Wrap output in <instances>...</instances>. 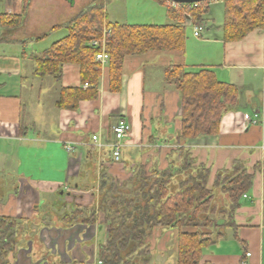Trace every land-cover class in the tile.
<instances>
[{
    "label": "crops",
    "instance_id": "crops-1",
    "mask_svg": "<svg viewBox=\"0 0 264 264\" xmlns=\"http://www.w3.org/2000/svg\"><path fill=\"white\" fill-rule=\"evenodd\" d=\"M120 1L128 9L151 4L160 15L156 6L160 5L153 0ZM5 2L0 0L1 14L22 15L17 29L0 33V217L19 222L6 264L100 262L99 251L108 239L103 220L69 227L60 222L75 207L96 206L101 196L94 174L113 165L109 149L97 153L90 137L98 135L105 143L112 136L111 127L125 120L131 132L121 153L122 163L134 169L139 165L146 170L168 168L173 161L170 151L178 147L174 141L180 101L175 90L165 85L163 73L168 66L186 68L190 64L206 66L218 81L236 86L238 100L223 115L217 136L191 140L184 147L196 164L209 170L208 188L219 172L235 162L254 176L234 215L233 240L224 229L221 238L204 251L200 264H264V30H255L238 42L224 43L221 34H210L207 27L206 37L194 38L202 45L197 55H192L194 49L191 51L186 39L182 52L127 57L119 93L108 91V64L99 66L98 98L80 102L78 110L71 112L59 110L55 104L62 88L81 86L79 68L63 65L59 80L39 78L33 74L34 63L29 56L42 52L36 46L63 30L54 28L66 25L80 13V1L29 0L24 7L20 0L19 13ZM219 3H210L207 14ZM120 24L139 25L129 20ZM254 119L256 124L251 122ZM66 145L73 151L66 152ZM142 147H146V154L152 153L145 162ZM132 178H114V182L128 183ZM216 198L226 200L220 194ZM149 238V264L154 260L166 264L163 258L167 250L154 249L161 245L148 243Z\"/></svg>",
    "mask_w": 264,
    "mask_h": 264
},
{
    "label": "trees",
    "instance_id": "trees-1",
    "mask_svg": "<svg viewBox=\"0 0 264 264\" xmlns=\"http://www.w3.org/2000/svg\"><path fill=\"white\" fill-rule=\"evenodd\" d=\"M28 1L23 0L24 7ZM153 1L164 7L170 24L108 23L102 7L90 6L66 25L54 28L65 29L64 38L29 56L34 63L33 74L39 78L59 80L63 65L79 68L81 86L62 88L55 104L57 109L76 112L80 102L98 98L101 72L95 56L101 49L91 43L101 39L103 24L110 29L105 46L110 93L121 90L125 58L149 52H182L187 39L186 16L191 25L205 24L212 2L223 3L224 43L238 42L255 30H264V0H208L190 6ZM21 21L22 15L1 14L0 33L19 27ZM163 75L165 85L175 90L180 101L179 130L174 141L178 147L170 151L173 161L168 168L150 169L147 173L139 168L128 194L116 193L111 189L113 183L106 187L108 181L103 175L100 189L106 187L108 192H103L98 207H75L60 218L66 227L77 223L91 225L96 222L98 211L103 214L108 239L99 251L101 264H135L139 259L142 264H149L146 240L154 228L177 230L176 264H200L204 251L221 238L225 228L235 230V212L252 187L253 174L235 162L230 169L219 172L208 188L209 170L196 164L184 147L188 141L219 134L223 115L237 103V87L218 81L211 69L202 66L193 71L181 65L168 66ZM85 84L87 88H83ZM217 194L226 199L220 210L213 205ZM219 220L223 224L218 225ZM18 224L15 219L0 217V264H6L8 253L13 250Z\"/></svg>",
    "mask_w": 264,
    "mask_h": 264
},
{
    "label": "rangeland",
    "instance_id": "rangeland-1",
    "mask_svg": "<svg viewBox=\"0 0 264 264\" xmlns=\"http://www.w3.org/2000/svg\"><path fill=\"white\" fill-rule=\"evenodd\" d=\"M79 1L81 4L79 7L80 13L84 9H86L90 6H99V7L103 8V10L105 11V14L109 18V22H112V23H115V22L121 23V21L129 20V23L137 21V23L139 25H146V24L167 25V24H170L172 22L170 20V18L167 16L166 12L164 11V9H163L164 7H161V6L158 7V5H156V6H157V8H159L158 9L159 14H160L159 16L152 10L151 4H149V5L147 4V5H145V7H141L140 9L133 5L134 7L132 6L131 8L128 9V8H126L120 4V2H121L120 0L119 1L118 0H79ZM6 3H8V5L12 6V9H13V11H15V13L20 12V7L22 6L20 3V0H6V2L4 4H6ZM209 11H210L209 14H207V16L205 17V26H204L205 29L201 33V36L206 37L208 33H210V34L214 33L216 35H218V34L222 35L221 26L223 23V3L221 2L217 5H212L210 7ZM1 13H3V8L0 6V14ZM133 17H135V18H133ZM130 19H135V20H130ZM130 21H132V22H130ZM21 23H22V21H21ZM199 24H201V23H199ZM207 27L210 29L208 31V33L206 32ZM17 28H15V29H17ZM102 29L103 30L108 29L110 31V29L107 27L106 24H103ZM12 30H14V29H5L4 31H12ZM103 30H102V32H103ZM192 31H193V26L187 25L186 30H185V34H186L187 39L190 41L189 48L191 49V51H193V49H194V52L192 53V55H197L196 50H198L199 48H202V45H199L198 42L195 41L196 38L194 39V37L192 35ZM64 36H66V33L64 32V29H63L61 31L54 33L45 42L39 44L36 47H37L38 51H44V50L48 49L52 43L62 39ZM197 67H199V66H197V65L193 66L192 64H190V66H186V70L187 71H193V70L197 69ZM204 67H206V66H204ZM147 131H148V129H147ZM146 147H151V146L147 145ZM146 147L141 148L142 152H143L142 156H144V159H143L144 162L147 159L148 155L152 154V153L146 154V151L144 149ZM155 151H156V149H155ZM98 155H100V154H98ZM111 164H113V165H111ZM111 164H109V165H111V166H109V168H107V166H106V168H103V171H101L99 173H97L98 172L97 171L94 174V175L98 176V178H97V176H95L98 179L95 184L98 185L97 187H98V190L100 191V196H102L103 192H108V188H106V187L110 186L109 183H113L114 186H112V187L110 186V187L116 193L124 194L126 191L128 194V192L131 191L132 181L128 182V183L122 182V184H121L119 181H117L115 183L114 178L118 179V178H124V177L129 178V176L133 177L134 175L137 174L139 168H143L146 173H147L146 169H148L147 167L146 168L143 167V165H139L140 167H137L136 169H134L132 167H127L126 165H124L122 163V158H120L117 162H111ZM213 173H214V171H213ZM103 175H105L107 177V181H108L107 183L108 184L101 191V189H100V182H101L100 177H102ZM210 184H211V178L208 181V186H210ZM216 200H217V198H216ZM98 203H99V201L97 202V204L95 206L96 208L98 207ZM225 203H226V201L218 199V201H215V203L213 202V205L217 206V209L220 210L221 208H223ZM96 219L103 220V214L99 213V211H98ZM223 220H219L218 225L223 224V222H224ZM225 229H226L225 231H226L227 237H229V240H233L232 239V237L234 235L233 230L231 228H225ZM176 232H177V230L173 229V228H159V229L157 228V230H155L149 238L148 243L153 242V243H158L161 245L160 247L154 248V249H161V250L164 249L165 252L167 250V254H166L165 258H163V261H166V264H173L174 255L176 257V249H175L176 238L174 236V235H176L175 234ZM154 249H153V251H154ZM155 262H156V264H161V263H158L157 260H154L152 262V264H155ZM135 264H142V260L141 259L136 260Z\"/></svg>",
    "mask_w": 264,
    "mask_h": 264
},
{
    "label": "built area",
    "instance_id": "built-area-1",
    "mask_svg": "<svg viewBox=\"0 0 264 264\" xmlns=\"http://www.w3.org/2000/svg\"><path fill=\"white\" fill-rule=\"evenodd\" d=\"M187 25H191L190 19L186 16ZM193 31L192 35L194 38H200L201 33L204 31L205 27L202 24L192 25ZM110 34L108 29H104L102 32V37L100 40L93 41L91 46L95 48H100V52L96 54L95 60L102 65L108 63V55L105 53V46H106V37ZM87 88L88 85L85 84L83 86ZM258 114L254 115V118H257ZM252 124H256L257 121L254 119L251 121ZM131 126L125 120H119L116 124L111 127V139H107L105 143L102 142L101 138L98 135H92L90 137V144L95 148L96 152L99 153L103 148H108L110 153V159L112 162H117L121 158V153L123 147L125 146V141L127 137L130 135ZM65 151L70 153L73 151L72 146L66 145ZM246 196H243L245 198ZM250 254H246L249 256ZM98 264H101L98 262Z\"/></svg>",
    "mask_w": 264,
    "mask_h": 264
},
{
    "label": "water",
    "instance_id": "water-1",
    "mask_svg": "<svg viewBox=\"0 0 264 264\" xmlns=\"http://www.w3.org/2000/svg\"><path fill=\"white\" fill-rule=\"evenodd\" d=\"M167 1L173 4H179V5H192V4H197V3H201L204 1H208V0H167Z\"/></svg>",
    "mask_w": 264,
    "mask_h": 264
}]
</instances>
